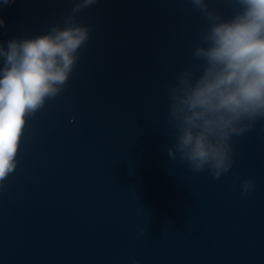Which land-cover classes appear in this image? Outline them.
Listing matches in <instances>:
<instances>
[{
	"label": "water",
	"instance_id": "obj_1",
	"mask_svg": "<svg viewBox=\"0 0 264 264\" xmlns=\"http://www.w3.org/2000/svg\"><path fill=\"white\" fill-rule=\"evenodd\" d=\"M74 2L14 0L0 43L64 27ZM207 3L225 20L240 10ZM75 19L90 38L65 90L27 119L0 186V264H264V119L232 137L219 180L167 153L170 89L205 67L193 57L204 14L190 0H98Z\"/></svg>",
	"mask_w": 264,
	"mask_h": 264
},
{
	"label": "clouds",
	"instance_id": "obj_2",
	"mask_svg": "<svg viewBox=\"0 0 264 264\" xmlns=\"http://www.w3.org/2000/svg\"><path fill=\"white\" fill-rule=\"evenodd\" d=\"M13 2L0 0V9ZM97 2L75 0L64 27L52 24L45 34L13 38L6 47L0 43V186L16 169L27 119L65 90L90 38L91 28L76 23V14ZM233 2L240 10L225 20L207 0H190L209 25L202 36L205 46L193 49L205 67L195 80L182 70L170 89L169 116L177 135L168 156L178 154L192 171L208 170L216 180L231 170L232 137L264 119V0ZM4 27L0 19V29ZM239 187L246 198L254 181L241 180Z\"/></svg>",
	"mask_w": 264,
	"mask_h": 264
}]
</instances>
